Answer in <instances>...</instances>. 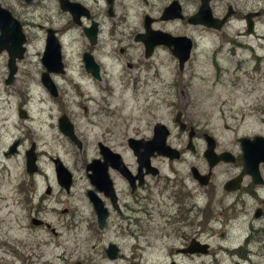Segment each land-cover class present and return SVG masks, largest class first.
<instances>
[{"label":"flooded vegetation","instance_id":"obj_1","mask_svg":"<svg viewBox=\"0 0 264 264\" xmlns=\"http://www.w3.org/2000/svg\"><path fill=\"white\" fill-rule=\"evenodd\" d=\"M62 1L76 3L86 14H81L77 21L72 19L69 13L61 8ZM204 1L211 17L214 18L213 23L217 24L220 21L217 28L210 25L208 27L199 21L206 18L205 12L198 13V8ZM173 2L176 6L175 13L179 15H175L173 19L161 20L162 9ZM132 5H138L139 8L128 12ZM0 7L6 9L17 21L18 32L13 26L10 30L11 39L18 40L19 37L23 39L22 56L14 60L15 70L8 83L5 81L9 55L5 45L0 46V55H4L5 69L1 76L5 86L15 81L18 71L23 68L17 66L18 63L20 65L24 63L28 48L36 41L35 32L32 33L30 30L38 28L42 31V50L47 31L51 30L59 44L62 73L65 70L62 38L72 33L73 40H76V37L79 40H76L79 42L77 52L83 73L84 52L89 53L98 64L99 79L89 75L99 85L101 93L99 101L94 98L92 100L101 103L102 99L105 102L106 109L103 111L107 117L114 113L107 106L109 103L107 96L111 92L107 91L113 88L109 79H114V75L111 69L109 71L103 69L100 58L106 61L109 58L110 62L120 66V70L123 67L131 70L132 77L126 72L129 76L126 81L115 77L119 85L126 86L125 83L129 81L134 91L143 86L142 83L137 84L141 74L144 73L146 77L144 85L147 78H151L152 82L156 80L161 85L156 89L161 91L152 104V110L160 107L155 106L156 100L159 102L158 105L162 104L164 108H177L173 103L171 90L179 88L180 95L176 100L183 106L178 107L175 113L180 111L181 121L184 123L183 129L178 128L175 123L178 133L173 136L168 126L158 119L151 123L147 122L149 125L145 132L139 131L133 136L125 134V142L129 137L142 141L149 140L153 135L152 126L156 122H161L168 129L165 143L178 151V157L168 159L156 152L147 154L142 148L139 149L138 157L128 148L132 157V161L128 162L123 154L117 152L128 173L122 175L114 167L106 166L109 187L105 190L104 179L96 183L90 182L88 175L91 171L86 169V165L94 160H103L98 154L99 143L113 150L107 144V140L114 133L102 129L95 139L91 137V142L95 145L94 155L73 161V164L82 167V173L76 176L60 159L69 176H57L53 162L57 157L55 153L53 156L47 155L48 160L42 162H47L48 165L42 167L38 156L42 151L46 153L48 144H56L59 136H63L68 145L77 148L72 140L61 133L59 120L63 119L61 122L70 124L71 132L80 144L78 150L88 145L85 131L89 124L76 115L72 117L66 110L65 102L56 98L57 87L51 78L52 74L56 73L51 72L49 76L56 87V95L51 97H55L53 102L57 104L56 109L60 113L54 120L53 108L49 107L47 117L51 124L47 127L44 120L42 123L49 131L54 128L60 135L39 142L38 138L34 137L37 129L29 124L28 126L23 124L34 122L32 115L25 110V105L29 101V94L25 91L24 101L19 102L15 108L20 120H17V125L14 122L12 127L24 128V131L18 130L21 133L20 137L17 136L16 139L0 146V153L3 157L16 154L20 152L23 140L28 139V147L22 150L23 158L25 151L33 144L36 160L34 169L30 171L26 169V164L22 163L24 177L5 181L7 183L0 182V224L7 226L4 231L5 237L0 240V249L5 252L3 247L7 245L8 251L12 254L11 262L8 263L0 257V264H54L56 261L60 264H197V258L199 260L210 258L215 262L216 258L208 237L216 232V228H220L222 236L239 220L243 221L240 229L245 230V233L238 246L230 248V254L240 255L251 264H264V261L254 263L251 261L252 254L258 251L252 252L249 247L257 243L260 258H264V139L248 145L249 160L243 158V149L239 143V137H246L250 141L255 137L264 138V132L247 136L238 135L226 142V145H220L210 133L201 131L194 119L185 115V118L182 117V109L193 100L191 99L193 93L188 91V81L194 74L185 67L190 62V56L196 55L194 51L196 48L201 49L205 47V43H210L212 49L209 50V54L212 57L222 49L225 55L231 58L236 56L235 61L232 60L235 62L232 70L213 65V84L217 83L223 72L228 71L231 75V86L235 87L239 84V77L245 74L244 65L253 64V70L264 67V0H0ZM35 7L43 8L47 12L45 19H40L42 23L20 11L23 8L32 10ZM197 13L199 17L196 22H189L188 17ZM93 23L94 27L90 29ZM85 28L90 30L85 31ZM154 31L166 32L173 37L188 36L190 39L187 59L182 68L177 64V76L180 78L177 87L170 86V83L164 80L160 58L164 53L169 52L171 55L170 48L165 44L154 43L161 35ZM198 31L205 35L197 34ZM213 31L216 34L212 33ZM145 44L150 45V52L146 51ZM149 70L151 76L148 75ZM28 71L27 68V71L23 72L26 77ZM41 72L40 69L37 76L39 84ZM184 72H187L188 80L184 77ZM149 93L154 95V89H151V92L146 91L147 95ZM11 95H15V92ZM151 100L152 98L149 102ZM68 103L71 104L68 101L67 105ZM19 112H23L24 116H20ZM94 115L96 121L89 120L93 127L107 120L106 117L99 120V114ZM10 119L6 117L2 119L3 128ZM9 132V129L5 128L0 135ZM204 134L213 138L214 156L226 154L224 159L215 160L213 166L209 165V160L204 156L207 148ZM17 140L15 151L12 153L10 146ZM37 142L40 145L45 143L42 144L44 147L41 151L38 150ZM193 156L202 162L201 168L192 162ZM162 162L165 164V171L160 165ZM180 162L185 164V170L179 171L175 167V164ZM192 166L203 176L202 182H198L192 176ZM90 191L100 202L97 210L90 200ZM99 210L104 214L101 215ZM11 233L16 237L9 240L7 234ZM81 233L85 240L90 242L91 249L73 254L69 249L73 241L70 236ZM8 245L12 247L9 248ZM211 261L209 263L212 264Z\"/></svg>","mask_w":264,"mask_h":264},{"label":"rangeland","instance_id":"obj_2","mask_svg":"<svg viewBox=\"0 0 264 264\" xmlns=\"http://www.w3.org/2000/svg\"><path fill=\"white\" fill-rule=\"evenodd\" d=\"M138 5H132L128 12H132ZM20 11L24 12L27 17L35 18L39 23H42L40 19L44 20L47 16V12L43 8L35 7V9H21ZM50 15V13H49ZM33 31L36 34V41L30 48H28V55L24 58V63L17 66H22L18 71L15 81L10 85L5 86L2 78L4 66V55H0V133L4 129L8 128L9 133L6 135H0V146H4L7 141H12L17 136H21V133L18 130H23L24 128L18 127L12 128L14 122L17 125V120H20L15 112L16 105L24 100L25 91L28 92L29 98L28 102L25 105V110L32 115L34 122H23L24 125H31L36 130L35 136L38 138V141L48 140L49 138L59 136L60 134L54 128L48 130L46 126L42 123V120L48 125L51 124L48 120V108L52 107L53 119L57 117L60 113L56 109V105L53 102V98L45 88L42 87L38 82V73L39 70H43L42 65L39 62V57H41L42 51V31L36 28ZM202 34L201 31H198L197 34ZM216 34V32H212ZM207 36V35H206ZM209 37V36H208ZM74 36L72 33L64 36L62 40L64 41V46L62 49L63 52V63L65 64V70L60 75L52 74L51 78L53 79L57 87L56 98L63 100L66 110L69 111L70 115L74 117L76 115L83 121H87L89 128H86V136L88 140V145L85 148L78 150L71 145H68L63 136L57 138L56 144H48V150L46 153L42 151L38 156V161H47L49 156H53L54 153L57 157L63 160L68 168L72 169L73 174L76 176L82 173V167L80 165L73 164V161L77 158H83L88 156H93L95 152V145L91 142V137H96L99 131H112L114 135L107 140L108 145L111 148L123 154L126 161L131 162L132 157L130 151L128 150L127 144L124 140L125 136L136 135V132H141L147 128L149 125L147 122L151 123L155 119L160 120L168 126L171 131V136L177 135L178 128H176L175 123L173 122V115L178 107L183 106L182 103H178L176 98L179 97V88L171 90L173 97V103L177 106L172 108H164V106L158 105V100L155 101L156 107L154 110L151 109L154 100L158 98L160 89L156 87L161 85L157 83L156 80L153 82L151 78H147L146 84H143V81L146 79L144 73L140 75L139 81L137 84L142 83V87L138 88V91H134L132 84L127 81L126 86L119 85L117 78H123L127 80L129 73L132 77L133 72L131 70L125 69L124 67L120 70V66L116 65L115 62H110V59L107 58V61L103 58H100L103 62V69L109 71L111 69L114 79H109L110 84L113 86L112 89H108L107 93L110 94L107 96L108 108L114 111L113 115L107 117L105 111V102L101 99V103H96L99 101L100 91L98 89V84L95 83L89 74L83 73L81 64L79 63V40L76 37V40H73ZM211 39V37H209ZM205 47L201 49L196 48L195 54L190 56V62L186 65V69L191 70L194 76L189 78V92H192L193 99L188 106H185L182 117L194 119L196 125L200 130H205L212 135L213 138H216L218 144L226 145L228 141H231L238 135H249L252 133H263L264 132V67H257L253 70V64L244 65L245 74L239 77V84L235 87L231 86V75L230 72L225 71L217 79V83L213 84L214 73L213 65L220 66L225 70H232L235 61V57H229L224 54V50L220 53H217L215 56L209 54V50L212 49L210 43H205ZM39 54H38V53ZM160 60L163 64V73L164 80L170 83V86L177 87L179 85V77L177 76V62L176 60L168 53H164L161 56ZM233 60V61H232ZM259 66V65H258ZM28 71V77H26L23 72ZM145 72L147 70H144ZM121 72V73H120ZM127 72V73H126ZM150 72V70L148 71ZM121 74V77H120ZM125 74V77H124ZM151 76V72L148 74ZM187 72H184V77L187 78ZM32 78V79H30ZM129 80V79H128ZM123 88V89H122ZM151 89H154V95L146 94V91L151 92ZM15 92V95H11ZM94 98L96 101H93ZM150 98L152 100L149 102ZM69 105H67V102ZM149 105L150 107H148ZM153 106V107H155ZM108 109V110H109ZM180 109V108H179ZM95 114H99V120H103L104 117L107 118L105 122H102L101 125L93 127L89 120L96 121ZM150 114V115H149ZM185 115V116H184ZM10 119L4 124L2 119ZM126 134V135H125ZM125 135V136H124ZM23 138V137H22ZM92 138V139H93ZM95 139V138H94ZM37 141V140H36ZM173 141V140H172ZM28 139H24L18 153L9 154L6 157H3L0 153V182L7 183L8 180H19V178L24 177L22 169V163L24 162L22 150L27 146ZM45 144V143H42ZM40 145L37 142L38 150H42L44 145ZM39 152V151H38ZM189 158V156H188ZM192 162L195 165H199V168L202 167V162L195 159V156L192 157ZM48 165L47 162H42L40 167ZM162 170L165 171V164L160 163ZM185 164L177 163L175 167L181 171L184 169ZM1 216V214H0ZM1 218V217H0ZM241 223L243 221L239 220L234 223L228 231L224 232L222 236L220 235V228L215 229V233L208 237L209 243L212 245L214 258L216 261H211L210 258L201 259L197 258V264H211L209 261L213 262L212 264H251L244 257L237 255L235 253L230 254V248H236L241 242V239L245 233V230L240 229ZM5 224H0V240L5 237L4 231L6 229ZM16 235L11 233L7 234V239H15ZM73 238V241L70 243V251L73 254H80L85 250H90V242L85 240L83 234L70 236ZM257 243L250 245L252 252L256 250L258 253L252 254L250 257L251 261L254 262H263L264 258H260L259 250L256 248ZM4 245L5 252L0 249V257L3 258L6 262H11L12 254L9 249ZM9 246V245H8ZM222 246V247H220ZM12 246L10 245L9 248ZM225 247V248H223ZM7 252V253H6ZM57 252L60 253L59 249ZM54 264H60L59 261H56Z\"/></svg>","mask_w":264,"mask_h":264},{"label":"water","instance_id":"obj_3","mask_svg":"<svg viewBox=\"0 0 264 264\" xmlns=\"http://www.w3.org/2000/svg\"><path fill=\"white\" fill-rule=\"evenodd\" d=\"M60 6L63 10H66L69 13L72 19L76 21L81 14L83 15L86 14L85 10L74 2L68 3L66 1H62L60 3ZM175 7L176 6L174 2L170 5L165 6L161 12L162 13L161 20L173 19L175 15L178 16L179 14L175 13V10H174ZM199 12H201V14L202 12H205L206 18H203L202 20H199V21H202V23H204L208 27L210 25V26H214L215 28H217L218 25H220V21H218L217 24L213 23L214 18L211 17L205 1L202 2V4L199 6L198 13ZM198 13L191 17H188V21L191 23H195L197 17H199ZM145 23L146 22H144V24ZM13 26L16 28V31L18 32L17 21L13 17H11L10 13L6 9L0 7V46H2V44L5 45L6 50L8 51V55H9V58L7 60L8 74H7V77H6L7 79L5 83L10 82L12 79V75L15 70L14 60L17 58L19 59L22 56L21 44H22L23 39L22 37L21 38L19 37L18 40L11 39L10 30ZM93 27H94V23L90 26V29H92ZM90 29L85 28V31H88ZM154 32L161 34L158 36L157 41H155L154 43L163 44V45L165 44L167 47H169L171 55L175 59H177L178 67L182 68L184 61L187 59L189 49H190L189 37L188 36L187 37L186 36L173 37L166 32H163V33L159 31H154ZM44 42H45V45L41 52L42 54L40 57V64L44 68V71H42L40 75L41 83H42V86L47 90V92L50 95L55 96L56 87H54V84L50 76L48 75L50 72L60 74L63 71V64L61 62V52L59 50L58 41H56V39L53 37L51 30L47 31V35H46ZM149 48H150V45L145 44L146 51L150 52ZM82 63L84 66V70L88 74H90L95 79H99L98 64L97 62L93 61L89 53L87 52L83 53ZM19 115L22 117L24 116L23 112H19ZM173 117H174V123H176L178 128L183 129L184 123L181 121L180 111L178 110L174 114ZM61 121H63V119L59 120L60 122L59 129L61 130V133H64L70 140L74 142V144L77 145L78 148H80V144L77 141L76 136L74 135V133L71 132L70 124L67 122L63 123ZM152 129H153V135L149 140L142 141L140 139L130 138V137L126 139L127 147L131 150V152L139 157L140 155L139 149L142 148L147 154L156 152V154L165 156L168 159L178 157V151H176L174 148L170 147L169 145H166L165 143L166 141L165 137L168 134V129H166L165 125L161 122H156V124L152 126ZM204 139L207 141V148L204 151V156L207 158V160H209L208 161L209 165L213 166V164L215 163V160L217 161L219 159H224V155L226 154L221 153L217 156H214V152L212 150L213 138H211L207 134H204ZM261 139H264V138L261 136L255 137L252 141H250L246 137H239V143L241 145V149H243V158L245 160L247 159L249 160V156H250V148H248L249 147L248 145L254 142H259ZM17 142L18 140L14 141L11 144L10 152L14 153ZM32 145L33 144H31L29 149L26 150L24 153V158H25L24 163L26 164L27 166L26 169L28 171L34 169V162L36 160ZM98 154L101 155L103 160L102 161H97V160L91 161L90 163H88V165H86V169L91 171V173L88 175L90 178V182L96 183V181H100L104 179L105 184H106L105 190H107L109 185H108V178L105 173L106 166L109 165V166L114 167L122 175H127L128 171L125 165L122 164L120 155L117 152L109 149L107 146H104L101 143H99V153ZM147 157L148 155H146V158ZM211 158H214V160H211ZM53 162H54L55 174L57 176H63V177L69 176V172L67 168L63 167V165L61 164L58 158H54ZM114 164H117L118 166H114ZM191 174L198 182H202L201 179H203V176L198 174L196 168L193 166L191 168ZM89 197L93 203L94 209L95 210L99 209L100 202L93 195V193H91V191H90ZM101 213L102 212L100 211V214Z\"/></svg>","mask_w":264,"mask_h":264}]
</instances>
